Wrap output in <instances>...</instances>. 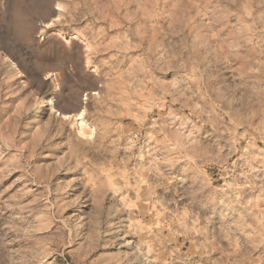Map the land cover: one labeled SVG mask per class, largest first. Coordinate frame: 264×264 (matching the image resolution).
Listing matches in <instances>:
<instances>
[{
	"label": "rangeland",
	"instance_id": "rangeland-1",
	"mask_svg": "<svg viewBox=\"0 0 264 264\" xmlns=\"http://www.w3.org/2000/svg\"><path fill=\"white\" fill-rule=\"evenodd\" d=\"M176 32L200 46L216 107L173 148L142 113L177 89L142 79L141 49ZM93 33L127 73L119 138L94 146L78 87ZM0 264H264V0H0Z\"/></svg>",
	"mask_w": 264,
	"mask_h": 264
},
{
	"label": "clouds",
	"instance_id": "clouds-1",
	"mask_svg": "<svg viewBox=\"0 0 264 264\" xmlns=\"http://www.w3.org/2000/svg\"><path fill=\"white\" fill-rule=\"evenodd\" d=\"M77 2L87 4L88 0H77ZM84 27L87 30L88 25ZM163 32L164 29L160 28L157 35ZM174 34L180 36V41L175 45L169 44L166 47L165 44L168 41L162 37L158 47L141 49V54L145 55L147 63V72L142 79L147 82L151 77L154 82H166L170 87L177 89L175 95H166L161 89H154L160 97L159 102L154 105L155 110L149 108L142 113L145 121H151L147 131L152 135L153 140L157 144L169 143L173 148L178 135H187L185 125L189 119L200 117L202 104L211 103L213 112L216 107L215 101H212L208 94V89L204 87L203 73L207 66L204 65L203 56L199 51L200 46L194 45L179 32ZM89 39L93 44L99 41L100 54L95 58L93 65L95 71L80 73L78 87L89 94L87 115L95 134L92 145L97 143L103 145L105 141L112 144L115 143L114 134L115 139L118 140L121 133L122 126L118 118L123 113L121 112V89L118 85L127 73L122 66L120 50H113L115 47L113 43L100 41L94 33ZM210 39L215 40V34L210 35ZM67 51L70 54L72 47H67ZM215 51L218 49H213V52ZM68 66L80 72V68L77 69L71 60L68 61ZM178 67L181 68L179 73L176 71ZM169 75H171L170 79ZM209 79H211V70H209ZM57 95L60 97L59 104H63L72 99L73 88L68 86L67 91L62 88L50 98L55 99ZM173 105H179V108H174ZM185 107H188V112L183 111ZM197 127L200 125L197 124ZM191 131L195 134L196 129L192 128ZM192 139L189 137L186 143H191ZM171 159L179 163L191 157L186 152H174L171 154ZM161 163L167 164L168 160L162 159Z\"/></svg>",
	"mask_w": 264,
	"mask_h": 264
}]
</instances>
